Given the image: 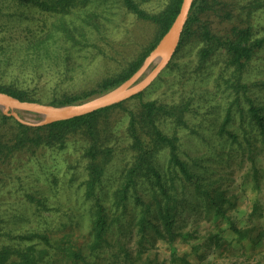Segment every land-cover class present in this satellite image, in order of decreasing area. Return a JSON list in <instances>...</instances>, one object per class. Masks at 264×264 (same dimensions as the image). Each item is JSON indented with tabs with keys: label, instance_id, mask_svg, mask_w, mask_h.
<instances>
[{
	"label": "rangeland",
	"instance_id": "374dc122",
	"mask_svg": "<svg viewBox=\"0 0 264 264\" xmlns=\"http://www.w3.org/2000/svg\"><path fill=\"white\" fill-rule=\"evenodd\" d=\"M137 2L158 15L170 0ZM0 6V85L28 89L29 96L43 102L97 90L142 56L161 31L159 23L137 16L120 0H89L65 16L13 0H0ZM240 39L247 44L262 40L241 69L227 49L228 42ZM147 101L165 108L160 127L177 137L180 157L206 183L197 191L195 180L175 177V189L169 187L172 225L144 178L123 204L116 203L135 154L130 114ZM252 102L264 104V0H208L184 45L143 95L106 116L114 150L91 196L88 141L80 133L69 137L65 147L41 146L0 162V248L40 244L38 238L20 240L37 232L65 241L73 251L70 256L51 247L43 264L235 262L242 246L239 230L256 205L264 207V138L249 112ZM21 116L38 119L27 111ZM0 124L3 133L11 134L12 119ZM157 156L168 169L169 150ZM206 192L214 198L208 204ZM98 203L108 228L102 243L93 245Z\"/></svg>",
	"mask_w": 264,
	"mask_h": 264
},
{
	"label": "trees",
	"instance_id": "16d2710c",
	"mask_svg": "<svg viewBox=\"0 0 264 264\" xmlns=\"http://www.w3.org/2000/svg\"><path fill=\"white\" fill-rule=\"evenodd\" d=\"M15 3L24 7H35L40 11L51 12L52 14L65 16L70 14L77 7H85L89 0H13ZM123 5L134 12L141 18H146L159 23L161 31L156 40L151 46L140 56L136 61L121 74L103 80L97 90L87 92L82 95L66 96L59 100L51 102H43L40 99H35L29 96L28 89H17L12 87H4L0 85V92L8 93L24 101H36L49 103L55 106L65 104H76L90 100L96 95H100L108 90L118 86L128 78H130L142 66L144 60L157 45L161 37L168 31L172 23L180 12L183 0H170L167 7L158 15H150L142 9L137 0H120ZM208 0H195L183 30L179 46L174 54L184 45L188 36L192 32L194 24L200 19V15L206 11ZM2 8L0 6V12ZM205 35L208 39L211 35L208 30H205ZM262 46V40H256L251 44H247L244 40L231 41L227 43V49L230 54V59L233 64L240 69L243 68L248 60L251 59L255 48ZM208 50H205L206 55ZM173 56V58H174ZM172 58V59H173ZM172 61V60H171ZM170 61V63H171ZM169 63V64H170ZM168 64V65H169ZM143 91L119 103L97 109L93 112L76 116L70 119L59 120L43 126H33L20 122L14 116H9L0 109V122L3 120H13L12 132L6 135L1 131L0 124V162L6 160L10 156H14L21 151L33 150L41 146L50 147H65L69 137L80 133L83 139L88 141L86 146V157L89 158L87 169L89 171L88 179L86 181L88 188V195L91 196L93 188L101 179L102 173L105 170V164L108 158L113 154V147L108 144L110 127L108 126L107 117L109 113L115 108L123 107L126 102L141 97ZM142 109L139 112L132 111L130 114V122L128 126L129 134L132 138V145L135 150L132 165L126 170L123 182L116 191V203L123 204L129 197L130 193L135 190L142 178L149 181L150 186L154 190V196L157 201V208L160 210L164 220L169 225H172L173 213L171 212L168 203L172 200L169 192L171 186H176L175 177L182 174L185 180L193 181L195 190L202 191L203 182L199 174L193 173L187 163L180 157L177 137L175 135L166 133L159 124L163 113L166 111L163 106H158L155 101L142 102ZM264 111L263 106H256L252 102L249 112L254 117L255 122L260 127L261 134L264 138ZM168 113V112H166ZM228 118L230 116L228 115ZM106 119V120H105ZM106 124L101 127L102 123ZM226 125V122H225ZM224 129V128H223ZM166 148L169 150V168L163 169L161 166L157 153ZM166 196V203H162L161 195ZM207 204L212 201V193L206 192ZM225 191L219 193L223 198V205L227 202L224 197ZM174 196V195H173ZM175 197V196H174ZM214 199V198H213ZM138 201L141 199L138 197ZM217 204V203H215ZM223 205H217L218 209H222ZM229 205L234 206L233 202ZM96 213L94 219L93 245L101 244L107 228V216L104 213V207L98 203L96 205ZM223 211L227 212L224 206ZM144 216L146 215L143 214ZM230 221V219H229ZM232 222V221H231ZM234 226V224L232 223ZM233 229L237 230L234 226ZM172 230V226L171 229ZM241 230V229H240ZM239 230V231H240ZM241 232V231H240ZM27 236V239L32 240L38 238L41 240L40 244L27 242L26 245L5 244L0 248V264H43L47 255H49L50 248L54 247L58 252L72 255L73 251L69 246L65 245V241L61 242L57 239L50 238L44 233H35L33 235H24L20 240ZM61 242L53 246L55 243ZM44 245V246H42ZM93 248V247H92Z\"/></svg>",
	"mask_w": 264,
	"mask_h": 264
},
{
	"label": "water",
	"instance_id": "95a60500",
	"mask_svg": "<svg viewBox=\"0 0 264 264\" xmlns=\"http://www.w3.org/2000/svg\"><path fill=\"white\" fill-rule=\"evenodd\" d=\"M195 0H183L181 9L168 31L130 78L90 100L76 104L55 106L49 103L24 101L0 92V109L24 124L43 126L55 121L70 119L126 100L148 88L172 60L181 40ZM153 67L152 69H150ZM32 112L38 119H26L22 112Z\"/></svg>",
	"mask_w": 264,
	"mask_h": 264
},
{
	"label": "crops",
	"instance_id": "0c3cea01",
	"mask_svg": "<svg viewBox=\"0 0 264 264\" xmlns=\"http://www.w3.org/2000/svg\"><path fill=\"white\" fill-rule=\"evenodd\" d=\"M258 207L239 231L241 253L230 264H264V207Z\"/></svg>",
	"mask_w": 264,
	"mask_h": 264
}]
</instances>
